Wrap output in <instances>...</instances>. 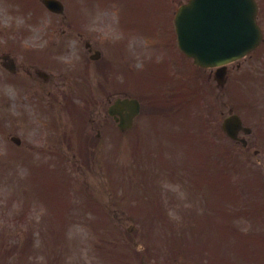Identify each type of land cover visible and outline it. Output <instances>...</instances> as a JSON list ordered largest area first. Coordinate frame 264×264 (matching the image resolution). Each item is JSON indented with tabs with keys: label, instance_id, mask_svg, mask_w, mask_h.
Listing matches in <instances>:
<instances>
[{
	"label": "rangeland",
	"instance_id": "374dc122",
	"mask_svg": "<svg viewBox=\"0 0 264 264\" xmlns=\"http://www.w3.org/2000/svg\"><path fill=\"white\" fill-rule=\"evenodd\" d=\"M11 2V0L0 1V18H3V21L0 20V24L9 22L8 25H10L12 29L26 27L29 30L32 26H39L41 24L39 29L40 32H42V37H50V35H47L48 30L46 32L45 28L48 27V24H50V26L52 24H57V16L49 13L45 6L43 7L39 4V9L35 14L30 12L32 16H35L34 19L30 22H27L24 17L27 18L28 15H26L23 10L13 11V9L15 10L16 8L12 7ZM73 2L74 0H65L66 8L72 6L76 9V15L81 17L78 19V21H83V28L85 27L87 37L94 39L97 45L104 49L105 54L116 56L112 45L113 40L118 37L119 34L117 30V20L120 18L118 4L114 3L111 5L112 7H107L103 4H99V6H97V0H75V2ZM115 2H121L120 6H124V11L127 14L126 24L130 29V31L127 33L133 31L134 28L143 27V24L149 23L154 16H158L160 21L166 24L170 31V38L172 39L171 15L168 13L166 14L165 12L163 16H160V14H163L166 6L160 7L157 5L158 0H115ZM178 3L179 0H171V3L168 1L167 5L172 6V9H174L178 6ZM17 4H20V1H17ZM87 4L94 8L88 10L85 9ZM72 21H77V19ZM144 27L147 28V25ZM12 35L17 37L15 33ZM62 37L64 36L58 32L55 34V36H51L52 40L60 39ZM74 38L76 40L79 39L77 35H75ZM67 42L69 43V49L66 51V53L63 51L61 54H59V58H61L63 61H67L66 64H71L73 62L78 64V52L80 46L76 44L72 37L70 40H67ZM3 43L4 42H0V50L2 49L1 45H3ZM64 49L65 47L61 46L59 51ZM260 52L263 51H258L255 57L250 58L247 62H244L242 68L238 70L240 71L239 73L235 74V70H233L231 80L227 82V85L224 89H220L219 128L224 117L222 115V111L226 114L230 106H233L235 110L238 111L242 116H249V114L251 115L254 113L253 109H251L252 101H249L248 98L249 91L247 88H245L247 83H243V81L236 83L234 79L241 80L242 71L246 69H250L251 71L258 69L260 63L257 61V57ZM152 53L153 48H148L146 51L134 48L129 51L128 56L133 57V59H131V64L133 66L140 67V65H143L144 63L143 59L149 57L152 55ZM187 74L188 76L193 77L189 79H197L204 89L209 91V94H211L213 90V93L216 96L217 91L212 89L213 85L212 83H209V81L211 82L212 79L207 80L206 71L201 70L195 75L193 71L188 68ZM1 75L4 76V68L0 65V76ZM0 83L4 82L0 80ZM0 92H2L1 88ZM187 106L190 108H184L182 112L179 113L175 118V122H183V120L188 119L187 125L189 128H194V123H197L199 126L200 110L202 109L203 113L204 107L202 106H204V101L200 100L196 106H193V104H188ZM198 106H200V108ZM28 107L32 111L35 110L34 107ZM155 110L156 116L150 117L147 113L144 115V119H150V121L153 120L154 126L150 128V121L148 123H143L145 136L139 134L137 136V140H140V142L143 143L145 150L151 148V145H153L157 150H170V152H176L178 146L173 143H168L167 141L165 142L166 137L165 133H163L164 130L168 128V125L166 124L168 123L167 120L174 118V113H172L170 116L164 111L163 108H157ZM32 113L34 114V112ZM209 117V119H211V114ZM140 132H143L142 128H140ZM108 134L109 136H112L114 133L109 132ZM24 135L29 137V139L31 137H37L36 126H28L27 130L24 131ZM173 137L181 138L179 135H174ZM134 138L135 135H123L120 137V142L113 146L116 137H109L105 155L92 159L94 164L93 169L85 167V169L82 170V173H75L71 175L72 180L76 177V182L78 183L77 186H79L81 193L83 192V183L87 185V189L89 188V191L86 192L87 195H81L80 197H77L73 201V205L76 207L87 202V197L89 194H92L106 203L111 212V217L108 219H98V217L92 216L87 217L78 209H75L71 213L72 217H75L73 223L68 225L64 234L55 235V237L52 232L49 234L47 231L49 228L55 225V220H53V217L51 216V209H49L47 205L43 203V201L48 202L49 200L46 197L44 198L42 194L38 192V189H36L38 188L37 182L34 180V174L37 173L34 170H41V167L31 166V162H38L39 159L37 157H30L34 154L29 153L28 157L26 156L27 159H24V161L20 163L21 168L14 170L12 168L8 169L7 167H3L4 169H0V236L10 244L18 241L23 242V240L26 239V237H24L25 235H35L33 230H31L33 227L30 225L38 224L40 227L38 226L37 228L42 229L41 237L40 234L31 236V239H33L36 244L39 243L37 248L40 249L36 258H34L32 261L33 264H114L119 261L120 253L126 257H135V259L130 260V264L138 263V253L129 249V246L125 244L127 242L132 245V241L129 240L132 239L133 236L139 243L138 245H134L133 243V246L135 247L140 246L143 244V242L145 244L155 243V245L161 248V250H167L168 247L172 245L169 244V242L172 240V237L174 235L179 236V230L177 229V234L172 233L170 229L167 232L163 225L159 223L148 222L142 211L133 209V203H130L131 201H129V206L127 207L128 203H125L127 200H124V202L119 200L120 191L118 186H120L119 183L121 184V181L118 179V172L129 167L125 165H130L133 162L135 163L134 156L136 154H134ZM182 138L188 137L185 134ZM147 140H150L151 145H147ZM217 140L218 143H220L219 148L221 150L219 151V155H221L225 150L223 144H228L229 148L232 147V142L223 137L220 131ZM165 143L168 144L169 148L163 149ZM262 143L264 146V140H262ZM117 148L119 149L117 150ZM157 150L154 151L157 152ZM200 152L201 151L199 149L186 146L181 153H185L186 155H197ZM243 153L247 154V156H250V159L254 161H257L259 158L261 161L258 163V170L264 174V151L259 154V157H255L253 152L247 150L243 151ZM11 163L12 161L8 156L0 155V167ZM154 164L156 166L163 165V163H161L158 159L154 162ZM31 167L34 169L31 170ZM29 171H33V176L31 178ZM23 175H26L25 179H23ZM36 176L39 178L38 174H36ZM161 181L164 182L163 179H161ZM167 185L168 187H171L172 191L179 192V196L182 198L185 197L186 193L183 192V189L181 190L179 185L173 183H167ZM55 187L56 181L52 179L51 183L43 188V192H50L52 204L57 202L58 190ZM212 194L213 193L211 189L208 196L212 197ZM27 197L29 201V203H27L29 209L26 210L27 216L22 213V215L25 216V221L24 219L22 221L17 220L14 218V216L17 215L18 217H21L19 213L21 210H23L25 205L24 200L27 201ZM130 197H132V195ZM256 197H258V194ZM11 201L12 203L10 204ZM123 207L126 209L123 210ZM58 209V206H56L55 212H58ZM124 213L126 214L124 218H130V220L125 224L124 227L121 228L120 220H122ZM175 213V211H171L173 217L178 219L179 217ZM105 221H108L111 224L105 225ZM100 223L103 224L104 227L100 226ZM131 224H135L136 227L132 230V232L128 233L126 228ZM57 229L58 231L61 230L60 228ZM118 231L121 236L119 237L120 244L115 247L113 242H116L117 244L116 237L119 236ZM174 244L179 245L178 242H175ZM0 246H2L1 241ZM146 246L147 248L149 247L148 245ZM140 250L145 251L142 248H140ZM158 254L159 257L163 255L161 251L158 252ZM143 255L145 259L147 254L143 253ZM155 258L157 260L158 255H155ZM190 259L195 260L194 257H191ZM156 260L154 262H156Z\"/></svg>",
	"mask_w": 264,
	"mask_h": 264
},
{
	"label": "flooded vegetation",
	"instance_id": "af4514ba",
	"mask_svg": "<svg viewBox=\"0 0 264 264\" xmlns=\"http://www.w3.org/2000/svg\"><path fill=\"white\" fill-rule=\"evenodd\" d=\"M257 3L258 20L262 24L264 23V0H257ZM29 44L32 45L29 46ZM85 44L89 45L86 50L89 55H91V53L96 50L93 46V42L86 40ZM40 53L41 49L39 45L36 43L33 44L32 39H26L25 44L20 49V58L18 62L15 61L14 71H7V120L11 124L16 125L20 130H27L29 121L34 118L33 122L36 123V129L43 137L40 139L43 145V147H41L42 152L48 150L46 147L50 144L58 148L57 150L59 152H62L65 147H69V142L75 141L79 143L78 135L81 134L84 138L83 142L81 140V147H88V154L94 153L95 150H92V148L96 146L97 142H102L108 130L107 106L108 102L111 101V97L109 99L107 91L108 88L112 87L108 85L107 67L96 62L98 60H91L89 62L90 64L85 65L73 62L67 64L69 74L64 75V79L60 80V76H57L55 73L46 72L37 62ZM82 67L85 68L83 72L77 70V68ZM174 70L177 72V68ZM117 82L118 85L119 79ZM61 89L63 91L69 90L77 93L87 92L89 94V96L86 97L87 100L92 103L93 106H100V116L89 117L77 126L69 125L68 127H66V125L63 124V120H61L60 125L54 124L53 126V131L58 134L57 138L53 137L51 139L48 137L51 127L46 123V111L43 109L42 104L49 109H59L60 101L57 98V93H59ZM43 91L46 93V98L40 97ZM114 91L115 90H112L111 93L119 92ZM28 106H31V108L34 107L37 111L30 110ZM32 112H34V114ZM70 120L73 121L72 119ZM71 149L79 151L77 145H73ZM65 154L67 153L65 152ZM89 156L92 157L91 155ZM233 233L235 234L236 231L233 230ZM246 240L251 244L262 245L264 247V234L253 232Z\"/></svg>",
	"mask_w": 264,
	"mask_h": 264
},
{
	"label": "water",
	"instance_id": "95a60500",
	"mask_svg": "<svg viewBox=\"0 0 264 264\" xmlns=\"http://www.w3.org/2000/svg\"><path fill=\"white\" fill-rule=\"evenodd\" d=\"M44 2L55 12L63 11L57 0ZM255 23L253 0H190L176 14L180 46L202 65L225 62L252 48L260 37ZM116 106L135 112L139 108L137 101L128 99L119 100ZM225 127L235 136L241 121L237 116L229 117Z\"/></svg>",
	"mask_w": 264,
	"mask_h": 264
}]
</instances>
